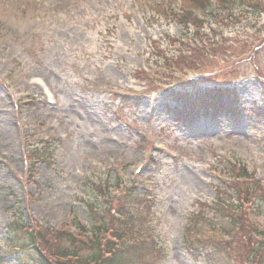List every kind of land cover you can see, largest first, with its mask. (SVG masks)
<instances>
[{"label":"rangeland","instance_id":"374dc122","mask_svg":"<svg viewBox=\"0 0 264 264\" xmlns=\"http://www.w3.org/2000/svg\"><path fill=\"white\" fill-rule=\"evenodd\" d=\"M233 1L231 19L214 0L204 12L194 0H0V244L14 210L24 221L76 235L74 220L90 226L89 205L101 212L116 190L120 195L139 181L156 196L153 212L145 213L155 232L142 228L164 246L161 264H205L184 248L188 217L200 203L214 201L215 184L234 175L233 162L264 178V114H256L264 90V12L252 16L241 0ZM170 11L201 15L204 29L196 37L206 36L208 27L223 35L226 42L211 33L195 40L200 51L211 45L206 40L221 45L212 42L218 54L184 72L191 83H228L239 100L234 119L201 116L190 128L170 122L175 104L158 91L180 74L171 78L173 70L164 71L161 65H167L154 52L176 56L170 41L178 40L187 56L186 38H193L192 25L184 31L166 17ZM139 68L155 84L137 80ZM33 78H40L55 104L47 103ZM117 95L142 98L125 107ZM42 145L49 160L30 153L26 163L28 152ZM255 203L254 213L246 207L240 219L263 244L253 232L255 226L264 232V203ZM202 210L216 227L226 226L225 217ZM16 257L0 253V264H24Z\"/></svg>","mask_w":264,"mask_h":264},{"label":"trees","instance_id":"16d2710c","mask_svg":"<svg viewBox=\"0 0 264 264\" xmlns=\"http://www.w3.org/2000/svg\"><path fill=\"white\" fill-rule=\"evenodd\" d=\"M194 2L203 10L208 0H194ZM217 2L219 5L218 11L228 12L229 17L232 19V16H234L232 7L236 2L233 0H217ZM239 4L245 11H249L252 16L259 17L264 12V9L255 2L243 3L240 1ZM165 15L170 19H177V23L184 26L182 27L184 31H187V24H190L194 28L193 34L202 33L200 30L204 27V19L197 14L193 15L190 11L182 13L170 11ZM214 22L216 21L214 20ZM209 30L213 35L212 37H217L216 35L220 34L214 32L212 28H209ZM219 38L221 41L226 42L222 34L219 35ZM221 41L213 40L211 42H215L220 46ZM186 47L192 51L187 56L182 53H177L176 56H165L160 51L154 52V55L162 57V61L169 67V71L173 70L172 75H169L171 78L174 77L173 74L177 71L178 73H185L184 69L198 68V66L207 63L209 58L212 59L218 54V50H212L210 46H208V49H204L205 51H200L197 45L191 48L187 44ZM136 73H138L135 76L137 80L145 82V84H155V81L150 80L142 72ZM176 78L178 79L174 83H180V86L176 89L164 91L169 100L183 103L181 108L174 107L171 110L175 123L192 124L201 115L217 117L220 114H230L236 117L239 108L236 105V97L230 88L199 86L197 83L191 84V78L189 80ZM184 82L187 84H183ZM189 86L192 88L190 89ZM120 102L124 106L134 107L139 103V98L121 97ZM256 111H258L256 114H264V101L259 110L257 108ZM44 151V145L35 149L33 152L35 159L41 158V160L46 161ZM231 167L234 175L229 184L218 182L215 184L216 195L214 201L209 206L200 203L202 208L209 207L214 210L216 217H225L226 226L222 228V225H219L222 229L216 227V224L204 215L201 208L196 213L192 212L188 217V224L185 228L183 236L185 250L194 260L202 258L205 264H217L219 261L223 264L228 262L234 264L238 263V260L241 264H255L257 257L264 260V243H258L252 239L253 230L242 222L240 215L238 216V213H242L243 203H250L253 199H257L259 204L264 203V189L253 179L252 175L248 174L244 165L233 163ZM152 201L153 198L150 196L148 187L140 182L132 183L121 196H114L109 203L106 202L101 212H96V208L89 205L92 219L91 231L94 232L93 241H90V244L73 237L64 230L35 227L34 230L29 232L22 223L12 221L7 238L11 241L9 248L12 246L18 249L17 260L25 264H157L166 256L164 252H161L162 250L157 242L150 238L148 240L142 238L137 244H123L120 247H115L111 241L106 242L105 245L103 242V233L110 227L118 231L112 234L117 237L118 241L126 239L123 232L130 235L139 234V230L142 231L140 228L146 222L143 216L146 212L148 213V210L150 211L149 214L151 213ZM112 210L116 212L112 213ZM199 221L207 223V228L211 230H219L226 235H231L232 241L228 243L224 241L217 242L213 238H204L200 231L206 227L201 226L199 228ZM134 237L140 239L142 236L136 235ZM5 249L0 247L1 253L6 252ZM104 251L109 253L106 258L102 254ZM219 254H223L221 258L224 260L218 257Z\"/></svg>","mask_w":264,"mask_h":264},{"label":"bare ground","instance_id":"6f19581e","mask_svg":"<svg viewBox=\"0 0 264 264\" xmlns=\"http://www.w3.org/2000/svg\"><path fill=\"white\" fill-rule=\"evenodd\" d=\"M1 125H4V126H5V121H3ZM12 135H13V134L8 133V138H7V139H9V138L11 139V136H12Z\"/></svg>","mask_w":264,"mask_h":264}]
</instances>
